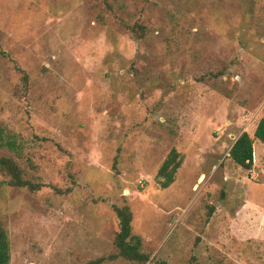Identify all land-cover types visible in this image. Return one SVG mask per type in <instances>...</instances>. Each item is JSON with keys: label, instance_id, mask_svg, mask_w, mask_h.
Wrapping results in <instances>:
<instances>
[{"label": "rangeland", "instance_id": "374dc122", "mask_svg": "<svg viewBox=\"0 0 264 264\" xmlns=\"http://www.w3.org/2000/svg\"><path fill=\"white\" fill-rule=\"evenodd\" d=\"M261 118L264 0H0V157L40 185H2L8 264L113 255L122 207L144 264H264Z\"/></svg>", "mask_w": 264, "mask_h": 264}, {"label": "trees", "instance_id": "16d2710c", "mask_svg": "<svg viewBox=\"0 0 264 264\" xmlns=\"http://www.w3.org/2000/svg\"><path fill=\"white\" fill-rule=\"evenodd\" d=\"M136 39H141L144 36V29L141 26L132 28ZM28 77L23 72L22 81L27 83ZM253 138L264 144V118H261L254 130ZM229 158L235 165L243 170H251L253 165V146L252 140L246 133L241 135L235 140L229 150ZM181 165V159L178 153L171 149L166 159L163 161L159 168L158 177L159 183L162 188L168 187L174 181V175ZM0 174L5 176L6 182L0 181V192L2 185L6 183L9 187L24 188L29 191H35L40 188L38 184H32L25 180L17 164L5 157H0ZM115 215L118 219V232L114 237V248L116 253L109 255L104 259L98 258L90 261L87 264H102L105 260L114 261L123 259L128 262L144 264L148 260V256L141 251V240L139 237L131 233V220L132 215L128 207L114 208ZM9 262V243L4 230L0 225V264H8ZM159 264H165L160 262ZM189 264H195L192 260Z\"/></svg>", "mask_w": 264, "mask_h": 264}]
</instances>
